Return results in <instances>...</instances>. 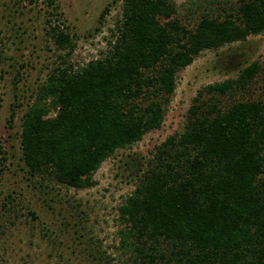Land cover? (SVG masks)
Segmentation results:
<instances>
[{
  "label": "trees",
  "instance_id": "16d2710c",
  "mask_svg": "<svg viewBox=\"0 0 264 264\" xmlns=\"http://www.w3.org/2000/svg\"><path fill=\"white\" fill-rule=\"evenodd\" d=\"M235 5L187 28L170 0H121L108 50L52 68L23 112L26 173L91 186L104 159L160 127L176 73L199 52L264 31V0ZM48 28L68 57V32ZM258 71L199 88L183 129L154 147L117 207L120 264H264V97H245Z\"/></svg>",
  "mask_w": 264,
  "mask_h": 264
},
{
  "label": "rangeland",
  "instance_id": "374dc122",
  "mask_svg": "<svg viewBox=\"0 0 264 264\" xmlns=\"http://www.w3.org/2000/svg\"><path fill=\"white\" fill-rule=\"evenodd\" d=\"M170 1L173 18L187 28L201 16L223 15L236 7L235 0ZM120 9L121 0H0V264H120L117 207L154 147L183 129L196 91L234 78L255 62L259 71L245 97H264L262 31L202 50L179 70L160 127L104 159L91 175V186L75 189L29 176L19 149L23 112L52 68L63 61L76 68L108 50ZM49 23L70 35L68 57L53 43Z\"/></svg>",
  "mask_w": 264,
  "mask_h": 264
}]
</instances>
